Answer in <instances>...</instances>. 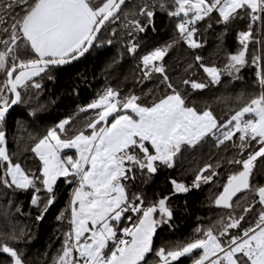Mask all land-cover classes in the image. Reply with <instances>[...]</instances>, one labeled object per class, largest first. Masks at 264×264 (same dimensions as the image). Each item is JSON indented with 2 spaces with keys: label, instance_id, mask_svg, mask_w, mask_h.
Returning <instances> with one entry per match:
<instances>
[{
  "label": "snow or ice",
  "instance_id": "snow-or-ice-1",
  "mask_svg": "<svg viewBox=\"0 0 264 264\" xmlns=\"http://www.w3.org/2000/svg\"><path fill=\"white\" fill-rule=\"evenodd\" d=\"M157 7L173 18L177 36L153 47L139 60L143 76L158 73L168 91L144 101L106 86L79 109L93 113L83 127L72 131L71 118L63 119L35 140L30 149L39 160L35 172L13 161L6 147L9 109L38 97L43 80L53 79L55 69L112 45L113 39L105 40V33L120 39L116 29L109 31V27L121 17L127 21L123 25L127 29L123 35L129 37L126 51L135 56L139 48L136 37L150 25L154 30ZM127 8L126 0H0V186L13 192L31 191V205L40 210L35 219L40 221L56 200L57 181L63 178L73 185L67 207L57 216L69 227L50 264H178L193 253L192 264H264V184L256 179L264 176V52L255 48L248 52L250 42L264 46V36L254 35L264 31V0H171V6L165 0H151L132 13L133 17L143 16V21L129 19ZM237 20H246L247 30L238 33L242 47L228 56L223 69L206 66L201 55H194L213 85L221 83L222 75L237 79L249 63L246 54L257 69L259 91L250 93L247 100L244 94L236 97L242 101L240 106L232 110L229 119L220 121L210 108L201 110L186 102L163 61L178 43L200 49L199 26L210 28L215 21L227 28ZM181 83L193 90L208 86L189 79ZM209 141L236 153L203 164L190 185L172 179L173 194L209 183L222 163L237 165L214 200L217 207L232 211L226 218L197 227L193 238L156 246L157 229L172 227L169 197L145 203V197L130 193L128 185L162 167L174 168L184 152ZM253 142L258 147L246 151ZM65 149H74L75 158L61 155ZM40 192L43 197L37 195ZM238 193L244 196L237 197ZM249 194L253 199L237 213L234 204L239 207V200ZM3 235L20 243L24 229ZM0 254L8 264H27L23 252L7 242H0Z\"/></svg>",
  "mask_w": 264,
  "mask_h": 264
},
{
  "label": "trees",
  "instance_id": "trees-1",
  "mask_svg": "<svg viewBox=\"0 0 264 264\" xmlns=\"http://www.w3.org/2000/svg\"><path fill=\"white\" fill-rule=\"evenodd\" d=\"M150 2L151 0H131L129 4L127 0L129 19L143 21V16L133 17L132 13L138 12L139 7ZM165 2L171 6V0ZM126 23L127 21L121 17L109 27V31L112 28L116 29L120 39L109 37L108 33H105V40L113 39L112 45L99 48L70 66L55 69L51 73L53 79L43 80V91L38 97L28 103L19 104L6 115V147L13 161L20 162L25 170L35 172L39 167V160L30 151L35 140L45 135L49 128L55 127L63 119L71 118L72 131L83 127L93 113L80 112L79 109L92 102L106 86L119 89L122 96L135 94L144 101H150L168 91L158 73H152L147 78L143 76L139 57L153 47L163 46L176 38L173 18L168 17L166 12L157 7L153 17L154 30L150 25L145 33L136 37L139 48L135 56L130 55L125 48L129 39L127 35H123L127 31L123 27ZM211 24L210 28L207 25L199 26L198 37L203 42L200 49H189L183 43H178L169 50L163 63L171 82L185 95L186 102L194 104L197 109L210 108L218 120L225 121L229 119L232 110L238 108L242 102L237 101L236 97L244 94L243 99L247 100L250 93L259 91L257 69L251 64L250 56L246 54L249 63L241 68L237 79L222 75L221 83L211 84L210 78L195 62L194 55H201L204 58L202 63L206 66L223 69L228 56L235 54L242 47L239 44L238 33L247 30V21L237 20L227 28L222 24H216L215 21ZM254 35L264 36V31L258 30ZM253 48L258 52H264V46L250 42L248 52L251 53ZM189 64L193 66L186 71ZM0 79L3 77L0 76ZM184 79L203 82L208 86L202 90H193L190 85L181 83ZM34 109H37L35 115H31ZM257 147L258 145L253 142V147L246 151ZM235 153L236 150L231 147L217 148L209 141L201 144L197 150L190 149L184 152L174 168L162 167L156 174L138 176L135 182L128 185V191L141 194L145 197V203L154 202L164 196L169 197L167 203L173 211L172 227L164 225L157 229L154 236L156 246L161 244L169 246L193 238L196 236L197 227H206L228 216L232 210L218 208L214 200L237 165L222 163L221 167L216 169L218 175L214 176L212 181L207 184L201 183L199 188H191L187 193L173 194L170 181L175 179L190 185L196 170L203 164L215 163L222 157L230 158ZM65 154L72 155L73 152L67 151ZM256 179L264 184V176H257ZM72 188L73 185L65 183L63 178H60L57 181L55 202L45 212L43 219L37 221L35 217L40 214V210L31 205V191L13 192L0 186V242L17 247L26 257L27 264H50L51 259L61 248L64 233L69 227L66 221L62 223L57 220V216L67 207ZM37 195L43 197L44 193L40 192ZM242 196L244 194L239 197ZM252 199L253 196L249 194L246 199L239 200V207L234 204L236 212L238 213L240 207ZM17 207L20 209L19 212L16 211ZM21 229H24V236L20 243H15L3 235L12 230L19 233ZM194 256L195 253L192 257H182L178 264H192ZM0 261L8 264V259L3 254H0Z\"/></svg>",
  "mask_w": 264,
  "mask_h": 264
},
{
  "label": "water",
  "instance_id": "water-1",
  "mask_svg": "<svg viewBox=\"0 0 264 264\" xmlns=\"http://www.w3.org/2000/svg\"><path fill=\"white\" fill-rule=\"evenodd\" d=\"M126 2H127V0H126ZM122 8H124V6H122ZM86 55H88L87 53L85 54V56ZM84 56V57H85ZM83 57H80L78 60H80V59H82ZM78 60H74V61H72L71 63H69V64H66V65H64V66H62V67H66V66H70V65H72L73 63H75V62H77ZM19 105V104H18ZM18 105H13L10 109H9V112H8V114H10ZM7 114V115H8ZM242 194H244V193H238L237 194V197H239L240 195H242ZM237 197H234L233 198V201L235 200V199H237ZM218 208H220V207H218Z\"/></svg>",
  "mask_w": 264,
  "mask_h": 264
},
{
  "label": "crops",
  "instance_id": "crops-1",
  "mask_svg": "<svg viewBox=\"0 0 264 264\" xmlns=\"http://www.w3.org/2000/svg\"><path fill=\"white\" fill-rule=\"evenodd\" d=\"M67 151H68V152H69V151H72V152H73L72 156H73V158H75V150H74V149H65V150L62 151L61 155H64ZM70 155H71V154H70Z\"/></svg>",
  "mask_w": 264,
  "mask_h": 264
}]
</instances>
